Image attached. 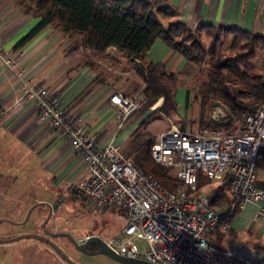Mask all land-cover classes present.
Segmentation results:
<instances>
[{"label":"built area","instance_id":"obj_1","mask_svg":"<svg viewBox=\"0 0 264 264\" xmlns=\"http://www.w3.org/2000/svg\"><path fill=\"white\" fill-rule=\"evenodd\" d=\"M24 56V50L13 53L0 39V67L16 78L19 99L35 107L36 122L47 124L68 141L86 167L87 175L73 185L72 192L93 208L123 213L122 230L105 241L110 250L152 264H264V249L244 241L222 247L210 239L212 231L217 227L225 231L228 224H220L225 213L211 208L210 195L197 191L200 176L216 182L228 177L227 192L237 207L250 203L255 206L254 220L264 216V189L256 186L257 169L264 160V102L230 131L171 125L156 134L151 158L169 168L185 187L173 192L122 155L116 141L128 117L145 103L141 91L116 90L110 95L117 122L108 141L101 144L99 133L87 130L78 110L63 104L58 93L21 65ZM7 111L0 105V121ZM51 211H55L52 205Z\"/></svg>","mask_w":264,"mask_h":264},{"label":"trees","instance_id":"obj_2","mask_svg":"<svg viewBox=\"0 0 264 264\" xmlns=\"http://www.w3.org/2000/svg\"><path fill=\"white\" fill-rule=\"evenodd\" d=\"M27 12L39 17L36 25L16 43L18 48L47 25H53L68 36L78 35L74 46L82 45L92 52L115 47L133 62V69L142 81L141 93L146 101L141 107L154 108L164 116L177 114L175 73L157 63L143 62L156 38H161L185 60L196 64L205 78L201 80L193 100L198 105L200 129L232 128L240 123L256 105L264 102V36L236 27L198 24L194 29L180 20L165 21L176 15L169 5L150 0H24ZM205 38L207 41H205ZM217 101L228 111V120L218 122L208 112ZM146 108V109H145ZM152 112V111H151ZM143 119L120 147L142 171L153 174L169 191L185 188L172 171L155 162L150 145L155 135L144 130ZM180 129H185L180 126ZM230 131V130H229ZM228 177L222 179L210 195V206L225 213L220 224H230L241 209L228 192ZM197 191H200L199 181ZM221 235L224 231H220Z\"/></svg>","mask_w":264,"mask_h":264},{"label":"crops","instance_id":"obj_3","mask_svg":"<svg viewBox=\"0 0 264 264\" xmlns=\"http://www.w3.org/2000/svg\"><path fill=\"white\" fill-rule=\"evenodd\" d=\"M150 1L169 5L176 10V15L165 21L180 20L192 29L198 24L226 25L264 36L263 0ZM24 3V0H0V39L3 47L13 53L24 50L25 56L21 65L30 71L35 80L58 93L63 104L78 110L87 123V130L99 133L100 143H106L114 129V126H110L105 130L108 123L106 118L115 115L109 97L118 89L98 79L97 75L92 76L90 71L95 70L91 68L90 62L89 65L73 64L69 67L68 64L74 60L70 57L72 53L67 50L61 53L59 50V44L68 35L53 25L45 26L16 48L19 39L39 21L38 16L25 10ZM110 51L125 55L115 47H108L102 52L107 54ZM127 60L133 65L132 61L128 58ZM144 60L157 63L173 73L182 70L185 65V58L161 38L153 41L144 55ZM0 105L8 109L0 121V219L12 224L9 216L15 215L18 218L25 209L26 212L29 211L31 200L46 204L51 211L50 203H44L41 198L35 200L32 180L40 166L48 173V178L55 186L67 182L72 186L84 178L87 171L82 159L68 141L56 136L47 124L36 122L35 107L19 99L16 78L1 67ZM140 119L138 116L130 123L129 128L125 129V126L124 135L128 137L141 122ZM203 179L209 178L199 177L201 183ZM256 186L264 189V160L257 169ZM254 213L255 206L245 204L231 220L229 227L247 229L248 232L258 229L259 236L264 237V216L256 221ZM254 247L264 249V239Z\"/></svg>","mask_w":264,"mask_h":264},{"label":"rangeland","instance_id":"obj_4","mask_svg":"<svg viewBox=\"0 0 264 264\" xmlns=\"http://www.w3.org/2000/svg\"><path fill=\"white\" fill-rule=\"evenodd\" d=\"M78 37V35L67 36L66 40H63L59 44L61 53L66 50L72 53L70 57L74 58V60L68 64L69 67L73 64L86 63L89 65L88 63L90 62L92 63L91 68L95 70L90 71L92 76L97 75L96 77L98 79L106 82L110 86L116 87V89L126 94L140 93L142 81L135 73L133 65L127 60L125 55L122 56L113 51L107 52V54H103V52H91L82 45H79L75 50L72 47L74 46L75 38L78 39ZM142 60L145 62L144 58ZM198 68L196 64L185 60L183 69L175 71L178 80L176 91L177 114L172 113L169 116L159 114L154 109L158 105L156 103L145 111L142 108L135 110L125 121V129L129 128L131 126L130 123L140 116L141 119L139 122L144 118H148L149 122L144 126V130L150 134H158L171 125L177 127L184 126L191 130H204L200 129L197 124L198 105L193 100V96L198 90L201 80L205 78L206 72L200 73ZM208 115L213 120L218 118V122H226L228 120V111L217 101L213 102V106L208 112ZM106 119L108 123L105 125V130H108L107 127H113L117 122L115 115L108 116ZM239 123L240 121L236 122L232 128L225 129L222 127L216 131L233 130ZM117 142H119L121 148L126 146L127 136L124 135V130L117 137ZM37 161V163H40L39 160ZM42 168L40 166L37 169L32 184L36 196L35 200L41 198L44 203H50L53 209H55L47 223L48 227L53 226L68 232L76 240L84 239L88 234H94L106 241L122 230L125 225V217L122 212L115 208H93L84 198L72 192L73 185L71 186L70 182L55 186L54 182H51L48 178V173L44 172ZM219 184L220 182L212 179H203L202 183L199 181L200 189L209 195L219 187ZM29 204L31 209L29 211L27 210V212L26 209L22 211L18 218H15V215L9 216L12 224L6 221L0 224V238H9L25 233L40 234L41 221L49 213L48 206L46 204H38L34 200H31ZM56 205L58 208H56ZM210 239L216 241L222 247L241 240L246 241L250 246L254 247L264 237L259 236L258 229H251V232H248L247 229H239L235 226L229 227L228 225L222 235L218 231H212ZM136 243L138 247H141L138 241ZM64 252L79 264H121L100 254L80 257L79 253L68 242L64 247ZM0 264L67 263L45 247L42 241L23 238L11 243L0 244Z\"/></svg>","mask_w":264,"mask_h":264},{"label":"water","instance_id":"obj_5","mask_svg":"<svg viewBox=\"0 0 264 264\" xmlns=\"http://www.w3.org/2000/svg\"><path fill=\"white\" fill-rule=\"evenodd\" d=\"M50 212L51 211H49V213ZM0 222H2L1 219H0ZM23 238L42 239L44 242L51 245V247L59 255V257L62 261H64L67 264H79L76 261H74L73 259H71L65 252H63L55 243H53L52 241H50L49 239H47L46 237H44L40 234H29V233L26 234L25 233V234H19V235L9 237V238H0V244L11 243V242L23 239ZM71 240H72L75 248L78 251L84 252V253L89 254V255H98V254L104 255V256H107L116 262L121 263V264H152V263H150L144 259L130 258V257H126L123 255H119V254L114 253L112 250H110L106 246L105 242L98 236H90L89 238H87L82 243H78V241L75 240L73 237H71ZM90 242H93L98 246V249L96 251L90 252L86 249V246Z\"/></svg>","mask_w":264,"mask_h":264},{"label":"flooded vegetation","instance_id":"obj_6","mask_svg":"<svg viewBox=\"0 0 264 264\" xmlns=\"http://www.w3.org/2000/svg\"><path fill=\"white\" fill-rule=\"evenodd\" d=\"M52 215V211L50 213H48V216H45L43 218V220L41 221V224H40V229H41V232H40V235L46 237L47 239H49L50 241H52L53 243H55L63 252H64V247L66 245V243H70V245H72L73 249L79 253L80 257L81 256H88L89 254H86L84 252H81V251H78L72 240H71V234H69L68 232H65V231H62L60 229H57L53 226L51 227H48L47 226V223L48 221L50 220V217ZM71 237H70V236ZM90 236H96L94 234H88L84 239H81V240H78V243H82L83 241H85L87 238H89ZM99 237V236H98ZM74 238V237H73ZM75 239V238H74ZM102 239V238H101ZM39 241H42L44 243V246L47 247L48 249H50L52 252H54L58 257L59 255L55 252V250L51 247V245H49L48 243L44 242L42 239H37ZM76 240V239H75ZM103 240V239H102ZM104 241V240H103ZM105 242V241H104ZM86 249L88 251H96L98 249V246L93 243V242H90L87 246H86ZM60 258V257H59Z\"/></svg>","mask_w":264,"mask_h":264}]
</instances>
